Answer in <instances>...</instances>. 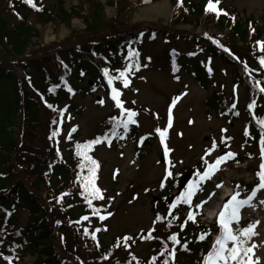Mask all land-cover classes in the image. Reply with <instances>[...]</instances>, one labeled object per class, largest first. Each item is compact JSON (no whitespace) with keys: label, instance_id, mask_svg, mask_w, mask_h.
Returning a JSON list of instances; mask_svg holds the SVG:
<instances>
[{"label":"rangeland","instance_id":"rangeland-1","mask_svg":"<svg viewBox=\"0 0 264 264\" xmlns=\"http://www.w3.org/2000/svg\"><path fill=\"white\" fill-rule=\"evenodd\" d=\"M211 2L216 4V0ZM194 3H203L201 14L194 9ZM208 3L209 0H35L36 7H32L24 0H0V14L9 25L14 27L25 20L34 34L24 55L11 52L8 58L16 64L12 65L13 69L22 81L25 80L21 71L23 62L17 60H31L35 64L45 62L44 58L51 61L50 57L55 56L53 52L56 49L60 51L79 44L89 45L109 37L113 31L121 34L139 30V36L143 38V41L138 40L139 44L129 47L124 67L110 74L113 81L111 85L108 83V93L97 91L86 97H75L73 105L85 107L81 116H77L75 108L60 109L58 113L41 98L38 89L31 91L38 98L36 101L40 107L33 116L38 121L34 127L38 136L30 145L25 135L24 143L20 141L22 146L17 151L19 161L15 157L12 164L43 192L52 186L53 173L48 164L41 169L44 175L31 167L28 161L32 152L41 154L44 160L48 158L70 167L71 176L65 187V196L58 195L64 190H58L56 186L49 190L51 193L48 196L44 193L49 204L58 205L57 210H61V214L73 209V216L67 214L68 219L52 221L56 225L52 228L55 248L62 264H139L138 259L147 261L155 255L154 243L159 236L168 238V243L163 246L172 245L173 260L178 259L179 253L187 256L190 252H182L181 243L169 239L176 235L173 233L177 230H170L164 222L170 208L169 203L165 206L167 198L164 194L171 185L173 194L178 196L184 192L189 183L198 179L197 173L205 169L204 160L213 163L229 152L235 154L234 159L247 158L243 164L227 159L210 180L203 182V190L193 197L196 205L215 193L202 209L195 207V217L200 216L207 224L216 223L214 213L231 198L227 196L232 193L233 187L235 193H240L239 199H246L257 188L260 181L259 177L256 179L255 171L260 169L264 158L261 147H254L246 140V119H234L232 122L224 111L221 114L209 111L208 99L218 90L221 98L233 102L241 110L244 104H249L247 96L250 92L238 81V75L251 82V74H256L258 63L264 58V48L259 43L264 42V0H219L217 8L222 10L219 15L206 11ZM159 4L164 7L152 8ZM238 17L241 22L250 17L257 22L244 37L226 27L229 20L232 24L238 21ZM204 46L222 50L238 64L234 67L221 61L215 62L219 84L209 89L203 88L183 66L177 68L166 62L170 50H180L182 55H187L194 51L203 52ZM130 49L138 55L130 57ZM7 51H10L9 46L0 44L1 58H5ZM202 56L207 66L219 60L205 52ZM54 60L60 63L62 58ZM129 65L131 71L126 73L129 83L125 87L123 80L115 77ZM35 81L36 86L42 84L38 78ZM44 83L47 84L46 81ZM253 83L252 91H256V86L257 90L264 89L261 82L259 85ZM21 87L26 89L25 82ZM113 87L121 93L119 99L123 108L118 107L112 98ZM125 110L137 113L134 119L140 127V136L150 135L153 140L151 147L127 142L125 138L124 147L113 149L110 146L112 137L117 135L115 132L127 119ZM170 114L171 127L168 126ZM29 124L32 123L28 119L21 120L19 133L22 127L24 129ZM157 128L166 130L163 143ZM53 132L58 134L53 136ZM97 139L101 142L85 149L88 142ZM165 144L169 149L167 154ZM77 145L81 147L78 149ZM79 152H85L98 164L95 185L103 199L89 197L91 205L85 199L88 193L82 180L89 175V162ZM163 153L165 161L161 162ZM18 171H15L16 174ZM246 183H251L250 191L244 188ZM239 215L240 222H247L241 228L236 223L231 227L236 230L255 224L256 234L247 240L246 246L255 245L254 255H249L254 262L258 259L259 264H264V189L257 191L251 204L241 208ZM102 216L104 219H101ZM20 218L17 229L5 227L3 230L0 264H35L37 260L35 254L26 253L22 257L23 252L17 244L4 241L7 236H20L25 229L27 214L22 213ZM103 239L110 247L101 246Z\"/></svg>","mask_w":264,"mask_h":264},{"label":"trees","instance_id":"trees-1","mask_svg":"<svg viewBox=\"0 0 264 264\" xmlns=\"http://www.w3.org/2000/svg\"><path fill=\"white\" fill-rule=\"evenodd\" d=\"M152 1L155 2L156 0ZM174 1L170 0V2ZM193 7L199 10L201 14L204 5L203 3H194ZM240 19L238 17V21L232 24V21L229 20L226 27L244 37L247 35L248 29L251 26H256L257 22L252 20L251 17L244 19L242 22ZM185 21L187 20H182V22ZM129 31L132 32L126 33L125 31V33L120 34L113 31L108 35L109 37L95 40L89 45L79 44V46L60 51L56 49L53 52L55 56L50 57L51 61L44 58L45 62L40 61L35 64L31 63V60H17L23 62L21 63V71L25 80L22 81V77L20 78L13 69L12 65L16 64L13 61H8V58L11 56V52L24 55L27 47L32 43L34 34L25 20L12 27L0 14V44H5L10 48V51L5 52V58L0 56V238L4 237L3 230L5 227L17 229L21 214L26 213L27 224L24 230H19L21 231L20 236H7L4 241L17 244L23 252L22 257L26 253L35 254L37 256L35 264H62L59 253L55 248L54 229L52 230V228H55L56 225L52 221L68 219L69 215L73 216V209L66 211L69 215L61 214V210H57L58 205L55 203L49 204L44 196V193L46 195L50 194L49 190H53L54 186L58 187V190H64L58 195L65 196V187L71 176L70 167L67 164L52 162L48 158L44 160L42 155L36 151L29 155V161H27L31 167L39 170L44 175L41 169L48 164L49 170L53 173V180L55 181L53 184L52 180V186L46 188L47 192L37 188L36 183L32 182L28 176L20 174L23 171L21 169L18 171L12 164L15 157L16 161H19L17 151L22 146L20 141L24 143L23 138L25 135L30 145L35 143L38 136L34 129L38 121L33 116L40 107L38 101H36L37 97L32 95L31 91L38 89L41 98L48 105H52L56 112L59 113L60 109L64 108H75L77 116H81L85 107L73 105L75 97H86L95 94L97 91L108 93L110 89L107 82L108 76H105L103 70L107 68L109 76L110 74L113 75L118 68L124 67L129 47L139 44L138 40L143 41V38L139 36V30ZM263 35L264 31L262 32ZM203 49V52L207 55L219 60H214L213 65L207 66V62L202 59L203 52L194 51L182 55L180 50H170L166 62H169L170 66H177V68L183 66L186 72L198 80L203 88L209 89L211 86L219 84L217 68L214 66L215 62L221 61L225 65H233L234 67L238 64H236V60L228 57L220 49L218 50L212 46H204ZM58 57L62 58L60 63L54 60ZM255 71L256 74H264V64L261 61ZM256 74H251V82L254 81L255 84L257 82L258 85L261 82L264 85V75ZM36 78L40 79L42 84L36 86ZM87 80L88 83H85ZM45 81L48 85L44 83ZM238 81L242 82V85L250 92L247 96L249 104H244L241 110L233 102L229 103L221 98L220 92L218 93L217 90L208 99L209 111L215 110L219 114L224 111V114L232 122H234V119L245 118L248 127L245 130L246 140H249L254 147H262L261 140L264 139V126L261 125L260 121L264 120V92L257 90V86L254 87L256 91H252L253 82L251 83L248 78L244 79L241 74L238 75ZM23 82L26 84V89L21 87ZM23 119H28L32 124L25 125L24 129L22 127L19 133L18 129ZM115 134L119 136L114 135L110 141V146L113 149L124 147L126 144L123 142L124 138L127 139V142H136V144L144 145V147H151L153 144L150 135L140 136V127L137 123L129 124L127 130L124 129L122 123ZM44 139L46 140L45 136ZM22 157L24 159L25 156ZM232 159L235 164H243L247 161V158L243 157ZM15 171H18V173L16 174ZM259 171L260 169H257L255 173ZM173 190L172 185L168 186L164 194V197L167 198L165 206L169 203L170 207L167 220H164V222L166 221L170 230H177L169 235L176 234L181 247L183 246L182 252L186 250L190 253L187 256H182L179 253L177 255L178 259L173 260L171 258L172 245L163 246L168 243V238L165 239V237L159 236L157 242L154 243L155 255L147 261L138 259L139 264H202L214 245L213 237L220 231L219 225L207 224L200 219V216L195 217V222L188 220V214L190 212L195 214L196 212L195 204L192 201L191 206L180 203L175 208L171 207L176 203L177 197L173 194ZM50 205L53 209L55 208V212L50 210L52 208ZM201 234H206L205 239H200ZM100 243L103 247H110L104 239ZM92 247L96 248L93 245Z\"/></svg>","mask_w":264,"mask_h":264},{"label":"snow or ice","instance_id":"snow-or-ice-1","mask_svg":"<svg viewBox=\"0 0 264 264\" xmlns=\"http://www.w3.org/2000/svg\"><path fill=\"white\" fill-rule=\"evenodd\" d=\"M25 3L29 4L32 7H36L35 0H24ZM219 3V0H216V4H213L211 0H209V3L206 7V11L210 10L213 12H216L218 15L220 13V9L217 8V4ZM227 15V13H224ZM261 43L262 48H264V42ZM138 55L137 53H134L131 49L129 50V56H135ZM261 63L264 64V58L261 59ZM138 70V66H137ZM105 76H108V82L111 85L113 81V77L109 76V70L105 68L104 70ZM131 71V65L129 67L125 68L123 71H119V75L115 77V79H122L124 82V86H128V79L126 73ZM71 91V89H69ZM261 91H264V89H261ZM121 93L113 87L112 89V98L116 101V105L118 107L123 108L122 102L119 99ZM102 103V101H101ZM176 100H173V105H175ZM49 107H52V105H49ZM127 112V119L122 121L123 127L125 130H127L129 124H135L136 120L134 117L137 115L136 112L131 110H125ZM171 113V109H170ZM172 118L171 114L169 115V122L168 126L171 127ZM261 125L264 126V120L260 121ZM156 132L159 134L161 138V142L163 143L165 140L166 130H161L160 128L156 129ZM57 132H53V136L57 135ZM101 140L97 139L95 141L88 142V145H85V149L88 148L89 145L94 143H100ZM261 155L262 158H264V139L261 140ZM81 146L77 145V148L79 149ZM169 149L167 148V145L165 144V153ZM81 156L84 157L86 161L89 162V175L82 177L83 180V187L85 189V192L88 193V195L85 196V199L88 200L89 205H91L92 199H103V196L101 195V191L98 187L95 185V173L96 168L98 167L97 162L92 159L90 156H87L85 152H79ZM210 155V152L208 153ZM234 153H227L225 156H221L216 158V160L213 163H209L207 160H204V163L206 165L203 172H198L197 176L198 179L189 183L188 187L184 190V192H181L176 197V203L171 205V207L175 208L177 204L184 203L189 206L192 205L193 197L200 191H202L201 185L203 182L210 180L212 176L215 175L216 172L220 170V165L222 163H225L227 159L234 158ZM204 159V158H202ZM84 165L82 164L81 167ZM168 175L171 176L172 172L169 171ZM259 176V184L257 185V188L253 189L252 194L248 196L246 199H239L240 193L237 191L235 194L231 196V198L223 205L222 210L218 214V224L220 226V235L217 237L212 249L208 252L207 256L205 257L204 264H259V260L257 259L255 262L252 259V255H249L250 253H253V249L255 248V245L252 247H247V240L250 239L253 235H255V224H250L246 228L242 229H236L234 230L231 225L233 223L239 224L240 222V209L243 208L246 205H250L252 199L255 197L257 191H260L261 189H264V163H261L260 165V171L257 173ZM222 185H217V187H221ZM215 193H211L207 200L200 201L195 205L197 209H202L205 204L208 203L209 200H211L212 196H214ZM91 197L92 199H89ZM84 219H88L87 217H84ZM101 219H104L102 216ZM188 220H192L195 222V214L190 212L187 217ZM187 223V221H185ZM206 234H201L200 239H205ZM244 237V239H242ZM172 241L179 243L177 240V236L173 235L169 237ZM229 241L232 242V246L229 247ZM186 247V245H185Z\"/></svg>","mask_w":264,"mask_h":264},{"label":"bare ground","instance_id":"bare-ground-1","mask_svg":"<svg viewBox=\"0 0 264 264\" xmlns=\"http://www.w3.org/2000/svg\"><path fill=\"white\" fill-rule=\"evenodd\" d=\"M161 7H164V5H163V4H159V5H155V6H153L152 8H153L154 10H156V9H160Z\"/></svg>","mask_w":264,"mask_h":264}]
</instances>
